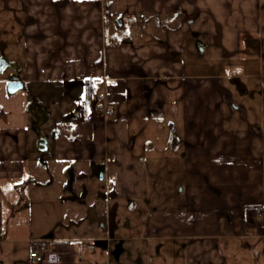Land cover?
<instances>
[{"label": "crops", "instance_id": "obj_1", "mask_svg": "<svg viewBox=\"0 0 264 264\" xmlns=\"http://www.w3.org/2000/svg\"><path fill=\"white\" fill-rule=\"evenodd\" d=\"M0 1L23 6L20 75L53 118L41 153L53 147L67 181L74 174L68 194L40 202L44 209L70 203L78 211L88 196L74 187L86 176L82 164L103 165L111 217L146 235L110 240L103 223L89 238L100 262L134 254L145 264L151 248L174 257L181 246L185 264H264V0ZM125 19L133 32L157 37L111 41L107 32L117 35ZM98 90L112 104L105 120L94 114ZM21 131L0 127V264H31L41 240L32 239L33 207L12 208L11 183L26 179ZM121 207L139 221L123 218ZM55 233L47 227L42 236L72 252V263L79 241ZM224 240L234 251L222 249Z\"/></svg>", "mask_w": 264, "mask_h": 264}, {"label": "rangeland", "instance_id": "obj_2", "mask_svg": "<svg viewBox=\"0 0 264 264\" xmlns=\"http://www.w3.org/2000/svg\"><path fill=\"white\" fill-rule=\"evenodd\" d=\"M187 17L188 15H186V20ZM123 23L125 24V27L118 31L117 35L107 32L111 41L116 40L120 42L130 39L141 41L157 37L156 35L147 36L133 32L134 26L131 23V20L125 19ZM189 23L190 21L188 24ZM109 24H112V27L115 25L112 21H109ZM24 32L25 14L23 6L19 3L6 4L5 2L0 1V58L4 57L9 62H14L21 68L24 66L25 61ZM187 33L191 34V32H186L184 35H187ZM6 80L7 74H0V106H2L3 112L5 111L8 114L6 121L0 120V127H13L15 129L24 130L21 131V133H26L28 146L27 160L25 161L26 179L19 181L15 180L11 183L14 189L13 192L15 193L12 208L19 206L24 209L26 207L27 210H30V208L33 207V210L30 211L32 219L30 222L35 237L33 236L32 239H41L48 245L56 246V242L54 243L53 241L48 240L49 238H44L42 236L46 233L47 227L48 229H53L55 227V234L58 239L63 238V241H79L73 243L78 256L74 258L72 263L66 261L68 259L70 260V257H67V259H61L53 264H95L97 261L98 264H104L103 261L100 262V259H102L103 256L102 250L98 248L95 241H89V238L94 237L97 234V236L101 235V226L103 223L107 229L109 227V230H107L109 233H107V238L110 240L117 237H124V235H128L127 233L130 232L123 229L124 219L120 220L122 223L119 225L118 219L115 218V215H112V217L110 215V204L102 197L105 188V181H101L92 172L90 164L83 163L81 170L86 173V176H84V178L79 177L81 180H78V178L74 183V187L76 191H79L80 193L87 191L88 196L84 200V204L77 203V205L81 207L76 211L77 213H73V211L67 207L70 203H66L64 208L59 207L61 212L56 210L48 211L40 205V202H44V200L46 202L52 201L53 203L58 201L60 197H64L68 194L63 190L64 186L69 183L63 172L64 164L55 161L53 147H51L46 153L39 152L37 148L39 136L46 138L51 137V133H49L48 130L53 127V118L40 126L39 131H36L34 127L36 120L35 117L28 112V104L35 101L39 92L38 88L26 86L27 88L25 91H21L14 96H9L5 92V89L7 88ZM98 95H101L99 90L95 97ZM48 109L50 110L51 108L48 107ZM50 181H53V184H50ZM120 209L123 218L127 216V220L139 221L138 214H129L131 211L128 212V208L121 207ZM142 215H144V213H142ZM58 218H62V220L60 219L57 221ZM111 222L113 225L110 224ZM110 227L113 230H110ZM141 228L142 227L137 225L134 231L131 230L130 235H133L134 237H143L146 234L145 232H141ZM259 241L261 240L258 239L256 243ZM61 244L67 245L65 243ZM57 245L59 244L57 243ZM21 246L26 247V245ZM117 246V244L113 246L115 252H117ZM221 247L227 253H229V250H233L226 240L222 242ZM153 249L151 248V252L148 253L149 255L147 254V260V256L145 257V264H185L186 262L185 248L181 246L177 248L178 250H175L174 257L172 255V257L168 256L166 250L165 252L163 250L159 255L154 256ZM94 251L95 254H100L99 258L96 255L92 256ZM132 252L134 253L135 249L132 250ZM260 252L259 258L262 261L264 260V252ZM240 253L241 252H239V254ZM232 254L235 256V252ZM21 256L24 258L28 256L26 250H21ZM80 256L81 260L79 259ZM138 260L139 256L134 254L131 259L129 256L127 259L124 257L119 259L118 255L114 254L111 257L109 264H139ZM45 264L50 263L46 261Z\"/></svg>", "mask_w": 264, "mask_h": 264}, {"label": "built area", "instance_id": "obj_3", "mask_svg": "<svg viewBox=\"0 0 264 264\" xmlns=\"http://www.w3.org/2000/svg\"><path fill=\"white\" fill-rule=\"evenodd\" d=\"M94 114L98 119H108L112 114V104L109 96L106 93L98 95L94 102ZM258 216L262 217V209L257 210ZM260 228L264 230V224L260 223ZM56 255L60 259H70L73 257V253L66 248L60 246L48 245L45 241L38 240L34 242L32 250L30 252V263L31 264H43L48 261L50 256ZM69 261V259H68Z\"/></svg>", "mask_w": 264, "mask_h": 264}, {"label": "water", "instance_id": "obj_4", "mask_svg": "<svg viewBox=\"0 0 264 264\" xmlns=\"http://www.w3.org/2000/svg\"><path fill=\"white\" fill-rule=\"evenodd\" d=\"M7 67L11 68V69H17L18 65L15 64L14 62H9L6 59H4L3 57L0 58V73H1V69L3 68V70H6ZM26 90V84L24 83V81L21 79V77L16 74V75H11L8 78V84H7V93L9 96H14L17 93L21 92V91H25ZM34 115L37 118V122L35 123L34 127L36 131L40 130V126L44 123L47 122L48 120V116L46 111L43 110H37V111H33ZM2 115V113H0V116ZM37 148L40 152H44L48 150V139L46 137L43 136H39L38 138V142H37ZM93 173L99 178V179H103L104 177V171H105V167L103 165H97L94 166L92 168ZM74 182V174L70 175V180H69V185L72 186ZM60 260V257L56 256V255H52L49 258V263H57Z\"/></svg>", "mask_w": 264, "mask_h": 264}, {"label": "flooded vegetation", "instance_id": "obj_5", "mask_svg": "<svg viewBox=\"0 0 264 264\" xmlns=\"http://www.w3.org/2000/svg\"><path fill=\"white\" fill-rule=\"evenodd\" d=\"M3 58H4V57H3ZM4 59H6V58H4ZM6 60H7V59H6ZM7 61H8V60H7ZM18 68H19V67H18ZM9 71H10V72H9ZM20 72H21L20 68H19V70H17V69H11V68L7 67L6 70H3V68H2L0 74H7L6 84H8V78H9V76L18 74V75L21 77ZM21 79H22V78H21ZM6 87H7V86H6ZM6 87H5V88H6ZM5 92L7 93V88L5 89ZM7 94H8V93H7ZM37 110H43L42 107L38 104L37 100H35L34 102L28 104V112L31 113V114L35 117V120H36L35 123L37 122V118H36V116L34 115L33 111H37ZM0 113H2V115L0 116V119H2L3 121H6L8 114H7L5 111L3 112L2 106H0ZM5 116H6V117H5ZM46 123H47V122H46ZM44 124H45V123H44ZM42 125H43V124H42ZM42 125H41V126H42ZM72 174H73V173H71V175H72ZM60 260H61V259H60Z\"/></svg>", "mask_w": 264, "mask_h": 264}, {"label": "trees", "instance_id": "obj_6", "mask_svg": "<svg viewBox=\"0 0 264 264\" xmlns=\"http://www.w3.org/2000/svg\"><path fill=\"white\" fill-rule=\"evenodd\" d=\"M88 96H89V99H90L91 95L89 94Z\"/></svg>", "mask_w": 264, "mask_h": 264}]
</instances>
